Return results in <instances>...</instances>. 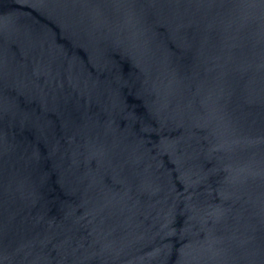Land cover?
Instances as JSON below:
<instances>
[{"label":"water","instance_id":"95a60500","mask_svg":"<svg viewBox=\"0 0 264 264\" xmlns=\"http://www.w3.org/2000/svg\"><path fill=\"white\" fill-rule=\"evenodd\" d=\"M0 264H264V0H0Z\"/></svg>","mask_w":264,"mask_h":264}]
</instances>
